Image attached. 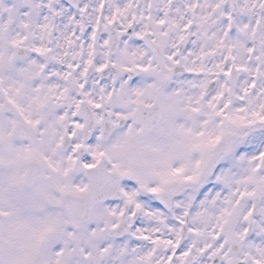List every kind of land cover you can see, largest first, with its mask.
Listing matches in <instances>:
<instances>
[{
  "label": "snow or ice",
  "instance_id": "obj_1",
  "mask_svg": "<svg viewBox=\"0 0 264 264\" xmlns=\"http://www.w3.org/2000/svg\"><path fill=\"white\" fill-rule=\"evenodd\" d=\"M0 264H264V0H0Z\"/></svg>",
  "mask_w": 264,
  "mask_h": 264
}]
</instances>
